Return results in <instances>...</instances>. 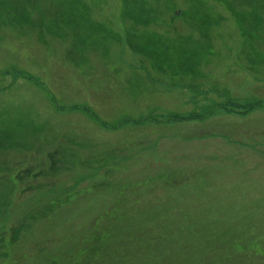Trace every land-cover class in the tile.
Returning <instances> with one entry per match:
<instances>
[{
	"label": "rangeland",
	"instance_id": "1",
	"mask_svg": "<svg viewBox=\"0 0 264 264\" xmlns=\"http://www.w3.org/2000/svg\"><path fill=\"white\" fill-rule=\"evenodd\" d=\"M259 102L264 0H0V264H264Z\"/></svg>",
	"mask_w": 264,
	"mask_h": 264
},
{
	"label": "trees",
	"instance_id": "2",
	"mask_svg": "<svg viewBox=\"0 0 264 264\" xmlns=\"http://www.w3.org/2000/svg\"><path fill=\"white\" fill-rule=\"evenodd\" d=\"M231 4L232 3H226V5H225V7L227 8V10L228 11H230V12H232V8H231ZM243 6V5H242ZM246 11H249V10H247V9H244V12H246ZM231 104L232 103H229V104H226V105H223V106H221L219 109L220 110H224V111H226V110H228V111H231L230 109H231ZM259 105H261V106H264V104H261L260 102L258 103ZM233 105V104H232ZM257 106V105H256ZM255 106V107H256ZM260 106V107H261ZM251 107H254V106H251ZM259 107V106H258ZM215 110H217V108L215 109ZM215 110H213V112L215 111ZM213 114V113H212ZM212 114H206L205 116L203 115L202 117L201 116H198V115H196V116H192V117H189V116H187L186 118H183L184 120H181V119H179V121H186V122H190V121H195V120H197V121H199L198 119L200 118H203V119H205V118H211V116H212Z\"/></svg>",
	"mask_w": 264,
	"mask_h": 264
}]
</instances>
